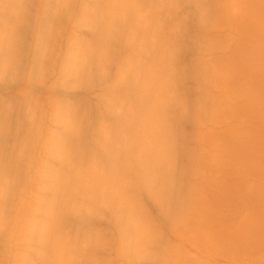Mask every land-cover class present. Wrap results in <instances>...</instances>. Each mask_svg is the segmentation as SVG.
<instances>
[{"label": "rangeland", "instance_id": "374dc122", "mask_svg": "<svg viewBox=\"0 0 264 264\" xmlns=\"http://www.w3.org/2000/svg\"><path fill=\"white\" fill-rule=\"evenodd\" d=\"M262 60L264 0H0V195L26 141L18 211L52 170L68 211L91 208L45 264H264V217L232 205L237 155L261 149L241 103L264 88ZM13 220L1 264H42Z\"/></svg>", "mask_w": 264, "mask_h": 264}, {"label": "bare ground", "instance_id": "6f19581e", "mask_svg": "<svg viewBox=\"0 0 264 264\" xmlns=\"http://www.w3.org/2000/svg\"><path fill=\"white\" fill-rule=\"evenodd\" d=\"M136 1H138V0H136ZM141 1H143V0H141ZM140 2V1H139ZM148 2V1H147ZM135 3V2H134ZM137 3V2H136ZM139 5V4H138ZM94 34V33H93ZM109 75V74H108ZM105 78H106V76H105ZM40 81H42V80H40ZM65 81V80H64ZM41 84V83H40ZM59 89V88H58ZM37 97V96H36ZM16 103V102H15ZM38 105V104H37ZM36 106V105H35ZM36 108V107H35ZM12 110V109H11ZM27 110H29V109H27ZM26 110V111H27ZM37 111H39V110H37ZM13 112V111H12ZM32 112V111H31ZM6 113H7V111H6ZM5 113V114H6ZM26 113V115H27V113H28V111L27 112H25ZM4 114V115H5ZM12 114V113H11ZM6 115H8V114H6ZM29 115V114H28ZM33 116V115H32ZM26 117V116H25ZM24 117V118H25ZM28 117V116H27ZM8 118H9V116H8ZM29 118V117H28ZM115 118V117H114ZM132 118H134V116H132ZM6 119V118H5ZM27 119V118H26ZM25 119V120H26ZM18 120V119H17ZM20 120V119H19ZM36 120V119H35ZM31 121V120H30ZM37 121V120H36ZM131 121H133V119L131 120ZM29 122V120L28 121H26V123H28ZM30 123H32V121L30 122ZM30 123L28 124V125H30ZM127 123V122H126ZM130 123H132V122H130ZM1 124V123H0ZM132 124H134V123H132ZM27 125V124H26ZM117 125V124H116ZM31 126V125H30ZM33 126V125H32ZM19 127V126H18ZM16 130V129H15ZM19 130V129H18ZM18 130H16V131H18ZM7 131V130H6ZM1 132V131H0ZM3 132H5V131H3ZM19 132V131H18ZM33 132V131H32ZM4 134V133H3ZM5 134H6V132H5ZM7 134H8V132H7ZM15 134V133H14ZM0 135L2 136V133H0ZM16 135V134H15ZM18 135V134H17ZM26 135V134H25ZM24 135V136H25ZM0 136V137H1ZM4 136V135H3ZM26 137V136H25ZM56 137V136H55ZM28 138V137H27ZM3 139V138H2ZM6 139H7V137H6ZM59 139V138H58ZM1 140V139H0ZM15 140V139H14ZM26 140V139H25ZM231 141V140H230ZM2 142V141H1ZM26 142V141H25ZM23 143V141H22V143H23V146H20L21 147V151H20V156H18L16 159L17 160H15V157H14V160L16 161V162H14V164L12 165V166H10V167H8V165H7V167H8V170H6V172L8 173H6V175H9L8 176V178L10 177V179H11V184H9V185H4L5 187H6V190L5 189H3V194L2 195H0V198H1V196H2V198H1V201H0V239H3V238H5V237H7V235H8V233H9V231H8V227L10 226V224H11V221L13 220V222L15 221V222H21V224H22V222H26V224H27V227L29 228L28 229V231L26 232V233H29V234H27L29 237H31L32 239L34 238L36 241H34V242H36V243H33V244H36V245H38V249L36 248V249H34L31 245V247H32V249L30 248V250H28V251H30V252H32L33 254H37L38 253V255H36V256H38V258H39V261L42 263V264H45V262L47 263V261H48V257H45V254H44V251L48 248L49 250H51V248H52V251H53V249L54 250H56V248L58 247H60V245H64V243H62V241H59V242H57L58 240H62L61 238L59 239V237L61 236H59V237H57V233L59 234V233H61V234H63V231H65V230H67L66 232H68L69 233V231H73L74 230V234L77 236V234L76 233H80L79 231L81 230V226H80V224H77V223H82L81 221H82V217H77V216H85V214L84 215H82L83 213L81 212L83 209H86V210H83L84 211V213H85V211H86V214L88 213L89 215H87L86 217L87 218H84L85 220L86 219H88L89 217L88 216H90V212H88V211H90L91 210V208L89 209V207H88V211H87V208H85V207H87V206H81V208H83L82 210H78V209H74L75 207V204L74 205H72V208H71V210H72V212H71V210L70 211H68L69 209H68V207H66V206H69L68 204H66L65 203V200H66V198H65V191L67 192V189L65 190H63V191H61V189H60V187H62L63 186V184H60V185H62V186H60L59 187V178L57 177V171H55V170H52L51 171V175L50 176H45L44 174V179L46 178H49L50 177V179H47V180H49V182H47V183H45V182H41V184H40V186L38 187L39 188V190H38V192L41 194H38L37 193V195L35 196V197H32L31 199V201H33V202H35L36 204L32 207V209H30L29 208V210H28V212L26 213V212H23V210L21 209L20 211H18V209L21 207V204L23 205V204H26L24 201H25V199L27 198V196L25 197V193L23 192V190L21 189L22 188V186H21V184H22V181H23V179L25 178V182L24 183H26V185H27V180H28V175H27V172H25L26 173V176H24L23 177V174H24V171H25V167L23 168V166H24V163H25V161H26V153H27V151H28V143L26 142V143ZM16 143V142H15ZM21 143V144H22ZM110 143V142H109ZM7 147V146H6ZM49 147V146H48ZM54 147V146H53ZM116 147V146H115ZM50 148V147H49ZM117 148V147H116ZM2 149V148H1ZM20 149V148H19ZM6 150V149H5ZM59 151V150H58ZM119 152V151H118ZM55 151H53V152H51V158H52V160H54L55 161V159L57 158V156L55 155ZM17 154V153H16ZM4 155V154H3ZM2 155V156H3ZM5 156V155H4ZM16 156V155H15ZM11 157V156H10ZM9 157V158H10ZM58 159V158H57ZM56 159V160H57ZM61 160V159H60ZM0 161H1V159H0ZM5 161V160H4ZM10 161V160H9ZM0 163H2V161L0 162ZM4 163V162H3ZM13 163V162H12ZM1 166H2V168H3V165H0V168H1ZM27 166V165H26ZM1 168V169H2ZM28 168V167H27ZM5 168H3V170H4ZM26 170H28V169H26ZM4 171H0V175H1V177H3L4 176ZM135 172V171H134ZM47 174V173H46ZM5 175V178H7V176ZM49 175V174H48ZM134 175V174H133ZM41 176H42V174H41ZM40 176V177H41ZM0 177V178H1ZM38 176H36V179H39V178H37ZM43 177V176H42ZM107 176H105L104 178H106ZM5 178H3V179H5ZM7 178V179H8ZM108 178V177H107ZM2 179V178H1ZM0 179V180H1ZM6 179V180H7ZM27 179V180H26ZM45 181V180H44ZM61 181V180H60ZM1 182V181H0ZM10 182V181H9ZM8 182V183H9ZM4 183H6V182H4ZM3 185V184H2ZM26 185H24V186H26ZM1 186V185H0ZM3 186V187H4ZM2 187V188H3ZM65 187H67V186H65ZM105 187V186H104ZM107 187V186H106ZM105 187V188H106ZM26 188V187H25ZM37 188V187H36ZM62 188H64V187H62ZM104 188V189H105ZM20 189L22 190V193H21V195H19V191H20ZM2 190V189H1ZM109 190V189H108ZM119 190V189H118ZM61 191V202L58 200V203L59 204H56L57 202V200H56V197H57V195H58V192H60ZM107 191V190H106ZM2 192V191H1ZM63 192V193H62ZM51 194L50 196H51V198H52V200H51V204L49 203L48 204V207H49V209H48V211H46V209H44V202H43V200H44V198L43 197H45L46 196V194ZM121 193V192H120ZM67 194V193H66ZM108 194V193H107ZM113 194V193H112ZM111 194V195H112ZM30 195V194H29ZM34 195V194H33ZM42 195H43V197H42ZM102 195V194H101ZM100 195V197H102ZM119 195V194H118ZM117 195V196H118ZM31 196V195H30ZM30 196L28 197V198H30ZM120 196V195H119ZM118 196V197H119ZM20 198H22L23 200L22 201H20ZM62 198H64L65 200H63ZM109 198V197H108ZM107 198V199H108ZM112 198V197H111ZM93 199V198H92ZM103 199V202L105 201V203H106V200L107 199H104V198H102ZM29 200V199H28ZM56 200V201H55ZM111 199H109V200H107L108 202H107V204H105V203H102L103 204V206L105 205H107V206H110V204L112 203L111 201H110ZM118 201L116 202V204H113L114 206L116 205L117 207H118V205L121 203V199L119 198V199H117ZM30 201V202H31ZM120 201V202H119ZM19 202H21V203H19ZM23 202V203H22ZM92 203L93 202H98L97 200H96V198H94V200L93 201H91ZM90 202V203H91ZM100 202V201H99ZM119 202V203H118ZM113 203H115V201H113ZM20 204V205H19ZM70 204V203H69ZM109 204V205H108ZM28 205H29V201H28ZM27 205V206H28ZM31 205V204H30ZM45 205H47V204H45ZM99 205H101V202L99 203ZM112 205V204H111ZM121 205H122V203H121ZM20 206V207H19ZM24 206V205H23ZM26 206V205H25ZM25 206H24V208H25ZM91 206H92V204H91ZM93 206H95L96 207V204L94 203L93 204ZM92 206V207H93ZM114 207V209H116L117 207ZM120 206V205H119ZM31 207V206H30ZM47 207V208H48ZM23 208V207H22ZM46 208V207H45ZM80 208V209H81ZM98 208V207H97ZM101 208H103L105 211H107L105 208H107V207H101ZM121 208H123V207H121ZM73 210H78L77 212H81L82 214H80L79 213V215H78V213H75ZM103 210V211H104ZM110 210H111V206H110ZM117 211H119L118 210V208L116 209ZM115 210V211H116ZM121 210V209H120ZM46 211V212H45ZM115 211H114V214H115ZM93 212H95L94 211V209H92V213ZM110 212V211H109ZM120 212V211H119ZM118 212V213H119ZM123 212V211H122ZM67 213H69V214H67ZM91 213V214H92ZM106 213V212H105ZM121 213V212H120ZM71 214H73L72 216H71ZM74 214H77L76 216L74 215ZM95 214H96V216H95ZM99 214H101V213H93V215H94V217H97ZM113 214V215H114ZM116 215V218H119L120 216H121V214H115ZM29 216H32V218L30 219L29 218ZM69 216H71V217H69ZM92 216V215H91ZM102 216V215H101ZM42 217H44V221L46 222V223H43L42 222V220H41V218ZM47 217H49L48 218V220L49 221H46V218ZM74 217V218H73ZM93 217V216H92ZM115 218V217H114ZM90 219H92V218H90ZM94 219V218H93ZM102 219H103V217H102ZM105 219V218H104ZM103 219V220H104ZM99 220H101L100 218H99ZM119 220H121L120 218L118 219V221ZM84 221V220H83ZM90 221V220H89ZM102 221V220H101ZM117 221V223H116V225H118L119 224V222ZM76 223V224H75ZM89 224V222L87 223V225ZM114 224H115V222H114ZM12 225H15V223L14 224H12ZM85 225V224H84ZM18 226V225H17ZM23 226V225H22ZM12 227V226H11ZM118 227V226H117ZM23 228H26V226L25 227H23ZM23 228L21 227V229L23 230ZM54 228H56L55 230L57 231L56 232V235H54ZM11 229V228H10ZM118 229H119V227H118ZM47 230V231H46ZM52 230H53V232H52ZM12 231V230H11ZM96 231V230H95ZM117 231V230H116ZM13 232V231H12ZM21 233V232H20ZM25 233V234H26ZM53 233V235H54V237H50V238H55V236L57 237V239L55 238V240L56 241H54L53 239V241H54V244L52 245H50L49 243L50 242H48L47 241V236L46 235H51ZM96 233V232H95ZM95 233H94V235H95ZM100 232H98V234H99ZM102 233V232H101ZM64 234H65V232H64ZM67 234V233H66ZM23 235V234H22ZM26 235V236H27ZM52 235V236H53ZM88 235H90V234H87V236ZM97 235V234H96ZM102 235V234H101ZM66 236V235H65ZM79 236V235H78ZM91 236V235H90ZM99 236H100V234H99ZM70 237V236H69ZM96 237V236H95ZM98 237V236H97ZM102 237V236H101ZM49 238V239H50ZM91 238H93V237H90V240H91ZM48 239V240H49ZM64 239H66V238H64ZM76 239V238H75ZM87 239V238H86ZM89 239V238H88ZM23 240H24V238H23ZM52 240H51V243H52ZM83 240H85V238H83ZM9 241V240H8ZM12 241V240H11ZM27 241H29V240H27ZM32 241V240H31ZM50 241V240H49ZM73 241V240H72ZM71 241V242H72ZM22 243L24 242V244H25V240L24 241H21ZM20 242V243H21ZM33 242V241H32ZM60 242H61V244H60ZM68 242V241H67ZM74 242V241H73ZM72 242V243H73ZM92 242V241H91ZM90 241H85L84 243H85V246L86 247H84V248H87V250H85V251H87L88 253H90V252H93L96 248L98 249V245L96 244L97 243V241L96 242H93V244L94 245H92V243H91ZM108 242V241H107ZM16 243V242H15ZM19 243V244H20ZM71 243V244H72ZM83 243V244H84ZM99 243V242H98ZM32 244V243H31ZM60 244V245H59ZM70 244V245H71ZM104 244H106V243H103V245ZM108 244H109V242H108ZM17 245H18V242H17ZM16 245V246H17ZM55 245V246H54ZM65 245H68V243L67 244H65ZM76 245V244H75ZM79 245V244H78ZM82 245V244H81ZM80 245V246H81ZM9 247H10V245H8ZM50 246H52L51 248H49ZM60 247V248H63V250H60V249H57V251L58 250H60V251H64L65 252V250L66 251H68V249H70L69 247H71L72 248V246H67L68 247V249H67V247L66 246H64V247ZM77 246V245H76ZM95 246H98V247H95ZM105 246V245H104ZM54 247H56V248H54ZM74 247V246H73ZM78 247V246H77ZM121 247H122V245H121ZM101 247H99V249H100ZM102 248H103V246H102ZM65 249V250H64ZM75 249H76V247H75ZM101 250V249H100ZM103 250V249H102ZM101 250V251H102ZM23 251V250H22ZM51 251V252H52ZM96 251H98V250H96ZM88 253H86V255H85V257L87 256V254ZM25 255V254H24ZM92 255V254H91ZM32 256V255H31ZM49 256V255H48ZM25 257H26V260H25ZM25 257H23L24 259H23V264H31L32 262L30 261L29 262V256H28V258H27V255H25ZM19 259H21V257L19 258ZM83 260H84V258H82ZM89 263H90V260L89 259H87V258H85ZM82 260V261H83ZM86 260H84V262L83 263H85L86 262ZM81 261V262H82ZM82 263V264H83ZM87 263V262H86ZM85 263V264H86ZM88 263V264H89ZM0 264H1V262H0ZM73 264V263H72Z\"/></svg>", "mask_w": 264, "mask_h": 264}, {"label": "crops", "instance_id": "0c3cea01", "mask_svg": "<svg viewBox=\"0 0 264 264\" xmlns=\"http://www.w3.org/2000/svg\"><path fill=\"white\" fill-rule=\"evenodd\" d=\"M261 75H264V60L261 61ZM250 94L257 96L258 98L253 101L245 100L242 101V105L245 106L246 110L250 109L252 117V127L259 130L261 129L262 134L249 137L250 144L261 145L259 151H246L241 153L243 155H237L238 158L235 160L237 171L240 175L247 177L244 181H240L244 185V189L239 188L235 190L237 202L232 204L237 208L246 209H259L253 211L260 213V217H264V88H253ZM244 160L241 163L237 160ZM237 184L238 181H235ZM234 192V193H235ZM248 213V211H247Z\"/></svg>", "mask_w": 264, "mask_h": 264}]
</instances>
